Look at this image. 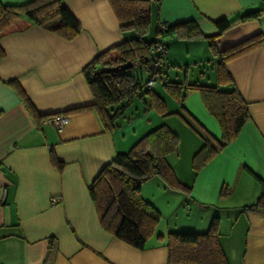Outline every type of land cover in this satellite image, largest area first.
Wrapping results in <instances>:
<instances>
[{
  "label": "crops",
  "instance_id": "1",
  "mask_svg": "<svg viewBox=\"0 0 264 264\" xmlns=\"http://www.w3.org/2000/svg\"><path fill=\"white\" fill-rule=\"evenodd\" d=\"M152 2L169 10L158 23L194 20L206 36L217 33L214 21L264 7V0ZM62 4L81 26L73 39L27 19L17 20L0 36V264H168V233L186 228L206 231L214 216L219 217V240L229 264H264V213L242 212L259 196L255 176L264 181V45L227 63L235 87L248 103L249 119L197 172L191 170V157L202 146V136L181 127L187 139L185 157L181 162L182 152L170 154L167 161L190 190L175 194L173 212L164 224L161 206L144 196L141 185L142 197L161 218L139 249L101 226L89 185L116 153L128 151L145 133L160 124L176 126L172 117L150 108L145 111L144 105L143 115L136 108V118L124 124L118 118L111 130H105L94 110H75L94 102L83 68L99 53L134 37V32L120 30L109 0H62ZM178 6L181 16H174ZM257 33H264V15L226 30L215 38V48L221 51ZM165 42L167 72L178 76L183 71L188 82L191 66L204 70L210 66L214 75L204 70L199 74L215 84L217 57L204 38ZM180 105L202 132L216 139L221 136L199 93L187 91ZM165 106L172 113L166 102ZM54 114L69 117L61 131L42 124L43 117ZM170 190L176 189L163 193L168 205ZM182 205L189 210L186 221L172 225L171 218L183 212Z\"/></svg>",
  "mask_w": 264,
  "mask_h": 264
},
{
  "label": "trees",
  "instance_id": "2",
  "mask_svg": "<svg viewBox=\"0 0 264 264\" xmlns=\"http://www.w3.org/2000/svg\"><path fill=\"white\" fill-rule=\"evenodd\" d=\"M119 21L122 32L136 35L99 53L83 68V75L94 97L91 105L75 110H94L105 130L116 127L118 118H124L126 110L136 98L144 103V110L155 109L167 116L165 101L147 81L162 80L168 54V39L204 38L217 57L215 63V84H199L172 81L167 77L162 87L173 99L182 103L187 91H198L207 111L216 119L221 136L216 139L209 133L202 135L203 144L192 157V168L197 172L202 166L241 131L249 119L248 103L243 99L232 81L227 63L260 45H264V33L254 34L227 48L217 51L214 40L226 30L264 15V7L243 13L234 18L214 21L217 33L206 36L194 20L178 23L160 22L155 28V38L148 41L151 0H109ZM27 19L46 28L66 40L81 32V26L62 4V0H28L19 4L0 1V36L17 20ZM161 44L166 53L156 51ZM2 55V54H1ZM131 62H138L147 74L146 81L129 74L128 69L108 71V68ZM231 86V87H227ZM27 100V98H26ZM28 101V100H27ZM51 115H47L49 117ZM179 138L166 124L151 129L141 136L126 152L115 156L101 169L89 185L101 226L118 239L143 248L147 237L159 222V211L140 192L144 181L159 176L168 188L189 193L190 187L176 177L167 156L177 154ZM255 176V175H254ZM260 185L257 200L242 207V212L264 213V181L255 176ZM219 217L214 216L203 232H169L167 236L168 264H229L219 240ZM50 249L52 240H50ZM48 253L45 262L48 258Z\"/></svg>",
  "mask_w": 264,
  "mask_h": 264
},
{
  "label": "rangeland",
  "instance_id": "3",
  "mask_svg": "<svg viewBox=\"0 0 264 264\" xmlns=\"http://www.w3.org/2000/svg\"><path fill=\"white\" fill-rule=\"evenodd\" d=\"M177 9H178V11L176 12L177 15H174V16H178V15L181 14V12L179 11L180 10L179 6L177 7ZM168 12H169V10L167 12L165 11L163 4L161 6H159V7H158V3L152 2L150 4V24H149V28H148V34L145 36L146 40L150 41V40L153 39L154 31H155L156 26L158 25L159 20L160 19L164 20L163 19L164 13L166 14ZM159 14H160V17H159ZM132 35L135 36L136 34L132 33ZM194 67H196V66H191L190 67L191 69L189 68V72H188L189 80H188V82L193 83V82L197 81L199 84H207V85L211 84L209 82H212V81L207 80V76L204 77V76L199 74V72L203 71L204 68L203 67L202 68H197V67L194 68ZM209 67H207V70H204V71L206 72V75L212 76L213 73L209 69ZM172 69H174V68H172ZM161 70H162V72H164V73L161 74L162 80L161 81L158 80L157 82H154L153 83V89L160 96L161 95L163 96L165 102L167 103V106H168L169 110L172 111V113L168 114L166 117H169V118L172 117L173 118V120H174L173 121V124H174L173 126H176V127H173L171 125L174 128L172 130H174V131L178 130V131H176L177 134H178V138H179L178 153L182 152L181 153V157H182L181 162H182L184 157H185L184 150H183L184 149V142L186 143V140H187V139L185 140V137L184 138L182 137V134H183V132H182L183 129L182 128L184 127V129L186 131H188V132H191V131L194 132L195 131V135H198V137H200L202 135L204 136L206 134L200 130V127H199L198 123L193 118H191L188 113L187 114L185 113V109H183V107H181L180 103L175 101L172 98V96L168 92H166L164 90V88L162 87V81H164L166 77L169 80H172V81H183V78H184L183 71L181 73H179L178 76H177L175 71L167 72V66H165V67L162 66ZM128 72H129V74H131V75H133V76H135L137 78H140L143 81H146V79H147V74L145 73V71L143 69H141V67H140L138 62H135L133 64V66L130 69H128ZM196 92L199 93L198 91H196ZM199 95H200V93H199ZM190 96H191V94H190ZM190 96H187L186 99L188 100L190 98ZM142 105H144L142 100L140 98H136L134 100L133 104L131 105V107L126 112L125 117L124 118L120 117L121 119H118V123H123L124 124V123H127V120L136 118L138 116V113H134L136 108L138 109L140 114L143 115L144 111H142L143 110ZM137 106H139V107H137ZM139 108H141V109L139 110ZM165 109H166V106H165ZM130 111H132V112H130ZM150 111L156 112L155 109H151ZM166 111L168 112V109H166ZM192 157H191V159H192ZM191 170L195 171V169H193L192 167H191ZM143 184H144V190H143L144 191V196L150 197L154 202H157L156 204H159L158 206H161L160 208L162 210V224H164V222L167 221V218L169 216H171V214L173 212V207H172V204L174 203L173 197L175 196L176 193H180L181 195H184L183 192H180L178 190H170L171 191L170 193H172L171 194L172 196H171L170 204L168 205L167 203H165L166 197H164L163 193L166 190V188L167 189H170V188H168L165 185V182L163 181L162 178H160L159 176H154V177L144 181ZM182 211H183L182 213L180 212V213H178L177 216H175V220L173 218H171L170 223L172 225L174 224L175 221L178 223V226L183 221H186L185 220V216H186V213L189 214V210L188 209L186 210V207L183 206L182 207ZM204 211L207 212L208 210L201 209L202 213ZM193 217L194 216H190V218H193ZM180 230H184V231H181V232H199V231H195V229H190V228L180 229ZM186 230H191V231H186Z\"/></svg>",
  "mask_w": 264,
  "mask_h": 264
},
{
  "label": "built area",
  "instance_id": "4",
  "mask_svg": "<svg viewBox=\"0 0 264 264\" xmlns=\"http://www.w3.org/2000/svg\"><path fill=\"white\" fill-rule=\"evenodd\" d=\"M156 51L161 53L162 55H164L166 53V50L164 49V47L161 44H157ZM152 83H154V79L148 80L147 81V87L151 86ZM68 119H69L68 115L54 114V115H51L49 117L44 118L42 121V124L47 125V126H51V127L55 128L57 131H61L65 127V125L67 124ZM52 203H55V201L53 200Z\"/></svg>",
  "mask_w": 264,
  "mask_h": 264
},
{
  "label": "water",
  "instance_id": "5",
  "mask_svg": "<svg viewBox=\"0 0 264 264\" xmlns=\"http://www.w3.org/2000/svg\"><path fill=\"white\" fill-rule=\"evenodd\" d=\"M132 67V63L131 62H127V63H123L121 65H118V66H114V67H111V68H108L107 70L108 71H116L118 69H121V70H125V69H128V68H131Z\"/></svg>",
  "mask_w": 264,
  "mask_h": 264
}]
</instances>
